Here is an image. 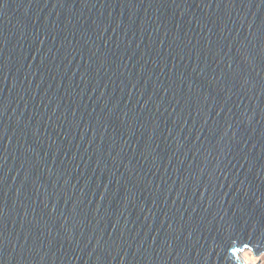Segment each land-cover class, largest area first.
I'll return each mask as SVG.
<instances>
[{
  "label": "water",
  "instance_id": "1",
  "mask_svg": "<svg viewBox=\"0 0 264 264\" xmlns=\"http://www.w3.org/2000/svg\"><path fill=\"white\" fill-rule=\"evenodd\" d=\"M233 237L264 253V0H0V264Z\"/></svg>",
  "mask_w": 264,
  "mask_h": 264
},
{
  "label": "snow or ice",
  "instance_id": "2",
  "mask_svg": "<svg viewBox=\"0 0 264 264\" xmlns=\"http://www.w3.org/2000/svg\"><path fill=\"white\" fill-rule=\"evenodd\" d=\"M233 240L235 242H233ZM251 241L245 240L243 237H233L229 238L228 243L226 244L227 249H231V251L235 254L237 252V245L243 247V249H248L250 247Z\"/></svg>",
  "mask_w": 264,
  "mask_h": 264
},
{
  "label": "rangeland",
  "instance_id": "3",
  "mask_svg": "<svg viewBox=\"0 0 264 264\" xmlns=\"http://www.w3.org/2000/svg\"><path fill=\"white\" fill-rule=\"evenodd\" d=\"M247 252V255H248V257L249 258H252L254 261H255V263H252V264H256V263H259V264H264V253L263 254H261V255H259V256H255L250 250H248V249H244V250H242L241 251V253L242 252Z\"/></svg>",
  "mask_w": 264,
  "mask_h": 264
},
{
  "label": "bare ground",
  "instance_id": "4",
  "mask_svg": "<svg viewBox=\"0 0 264 264\" xmlns=\"http://www.w3.org/2000/svg\"><path fill=\"white\" fill-rule=\"evenodd\" d=\"M240 258L247 264L255 263V261L252 258H249L247 255V252L240 253Z\"/></svg>",
  "mask_w": 264,
  "mask_h": 264
}]
</instances>
